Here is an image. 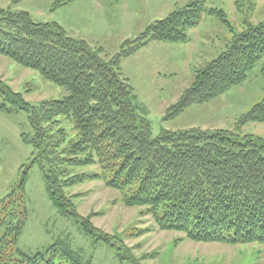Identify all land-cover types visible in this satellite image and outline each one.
<instances>
[{
  "label": "trees",
  "instance_id": "1",
  "mask_svg": "<svg viewBox=\"0 0 264 264\" xmlns=\"http://www.w3.org/2000/svg\"><path fill=\"white\" fill-rule=\"evenodd\" d=\"M20 2L13 0L14 5ZM206 15L227 23L222 10L208 8L206 0H194L127 40L106 61L101 51L70 36L59 23L35 22L27 11L0 6V56L37 71L68 92L63 100L35 106L0 79V113L25 112L33 131L30 137L22 134L33 148V158L22 167L17 187L0 204V228H5L0 264H92L67 244L37 254L15 247L27 223L25 189L34 165L44 174L53 206L76 222L94 244L103 242L118 253L123 249L116 247V241L110 242L77 212L67 188L103 180L109 188L128 190L124 205L145 208L162 230L178 231L201 243L264 244V138L239 134L249 123H264V100L241 116L234 131L162 130L154 137L149 119L139 112L134 87L121 72L122 61L150 42H187L190 31ZM261 61L264 23L236 32L227 48L197 71L193 85L164 119L173 120L188 108L242 85ZM60 116L72 119L78 130L79 138L69 152L61 149L65 130L54 129ZM96 164L102 174L67 177L68 165ZM129 256H118L119 263L128 264L122 257Z\"/></svg>",
  "mask_w": 264,
  "mask_h": 264
},
{
  "label": "rangeland",
  "instance_id": "2",
  "mask_svg": "<svg viewBox=\"0 0 264 264\" xmlns=\"http://www.w3.org/2000/svg\"><path fill=\"white\" fill-rule=\"evenodd\" d=\"M194 0H0L3 8L27 11L35 22H57L74 38L85 40L101 51L109 61L127 40H134L158 20L185 8ZM208 8L222 10L227 23L216 15H206L203 23L190 31L185 43L150 42L121 64L123 77L134 87L139 112L151 123L157 137L162 130L183 131L225 129L234 131L241 116L264 100V61L256 65L242 85L232 87L213 101L195 105L173 120H165L167 111L178 103L194 83L196 73L216 59L236 32L264 23V0H206ZM0 79L26 101L38 106L51 100H63L68 92L45 80L37 71L23 68L0 56ZM55 130L64 129L61 149L67 152L78 140L72 119L57 118ZM28 116L19 111L0 113V204L20 181L22 167L33 158V148L22 134L32 135ZM240 136L264 138V123H249ZM85 158V155H80ZM67 177L102 174L100 164L67 166ZM77 212L116 247L94 244L80 226L63 216L48 196L44 174L34 165L27 174L26 207L28 218L16 248L28 254L45 252L50 246L67 244L92 260V264H120L118 256L131 264H264V244L227 245L201 243L184 233L162 230L145 208L126 207L124 193L106 186L103 180L87 181L65 190ZM5 204V203H4ZM5 228H0V239ZM15 249V248H14ZM125 253H124V252ZM59 260V258H58Z\"/></svg>",
  "mask_w": 264,
  "mask_h": 264
}]
</instances>
